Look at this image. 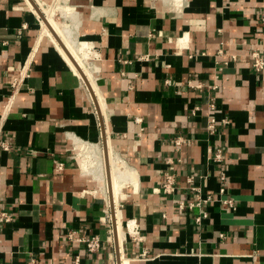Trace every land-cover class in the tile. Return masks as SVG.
<instances>
[{
  "label": "crops",
  "instance_id": "1",
  "mask_svg": "<svg viewBox=\"0 0 264 264\" xmlns=\"http://www.w3.org/2000/svg\"><path fill=\"white\" fill-rule=\"evenodd\" d=\"M60 1L88 43L94 91L29 0H0V264H264V70L251 64L264 58V0ZM75 139L131 170L115 199L82 170ZM167 157L174 194L159 189ZM200 194L210 200L179 211Z\"/></svg>",
  "mask_w": 264,
  "mask_h": 264
},
{
  "label": "bare ground",
  "instance_id": "2",
  "mask_svg": "<svg viewBox=\"0 0 264 264\" xmlns=\"http://www.w3.org/2000/svg\"><path fill=\"white\" fill-rule=\"evenodd\" d=\"M35 1L39 5L40 1ZM35 1L34 3L36 4ZM29 2L32 5L30 0ZM38 5L37 7L39 9L41 7L42 11L45 12V16L42 13L44 16L42 21V33L51 37L53 43L61 47V53L69 60L70 65L76 69L82 82L89 86L92 91L96 90V68L93 64H87L83 60V56L87 53L88 43L77 39L76 28L78 26V21L72 7L60 0H56L50 8L49 6L42 7V5H39V7ZM57 10L60 11V15L67 19L69 23L58 22L54 19V14ZM75 144L76 147L81 150L82 154L89 159L84 157L85 159L82 161V170L90 173L96 179L103 181L105 184L103 188L105 190L108 186H111L115 199L117 197V192L122 190L123 186H125L126 182L132 176V172L127 167V164L116 154L117 152L115 153L111 149L107 152V147L106 155L104 156L103 150L94 144L86 143L79 139H75ZM122 237V228L118 226V239L120 242L122 241ZM122 264H127L125 259Z\"/></svg>",
  "mask_w": 264,
  "mask_h": 264
},
{
  "label": "built area",
  "instance_id": "3",
  "mask_svg": "<svg viewBox=\"0 0 264 264\" xmlns=\"http://www.w3.org/2000/svg\"><path fill=\"white\" fill-rule=\"evenodd\" d=\"M260 24H261V28L264 31V11L261 13L260 15ZM251 57H252V66L257 70V71H261L264 70V58L262 57V55L257 52V51H253L251 53ZM27 63V61L25 62ZM24 63V64H25ZM22 65L19 69V75L18 77H16L15 81L13 82V86L17 84V82L21 79H23L26 76V65ZM164 82L166 83V85H170L172 83V81L169 78H165ZM195 87H200V84H196ZM215 87V85H214ZM210 107H214L213 103L209 104ZM224 123L227 122L225 119L223 120ZM216 122L217 120L215 119V117L211 116L207 119L206 121V129L208 130L209 134H215L217 133V128H216ZM188 139L185 138L184 136H178L175 137L172 141L173 143L176 145L177 148H179L182 144H184ZM9 145H7V143H2V147L4 149L8 148ZM212 160L214 162H220L222 160V153L220 149H216L214 152V156L212 157ZM166 163H167V167L165 169V171L163 172V178H162V182L161 185L159 187L160 191L162 193H166V194H174L175 191L177 190L178 184L175 178V170H174V161L171 157H167L166 158ZM64 164L63 162H57L56 163V168L58 170H61L63 168ZM192 177H189L188 180L190 181ZM193 189H196L195 187H193ZM226 189L225 187H220L219 188V193L220 196H222L223 201L229 205V207H232V199L229 197H224L223 195L225 194ZM198 200L196 202H190L188 204H185L183 202H179L178 204V209L179 211H182L184 208H188V209H192L194 206L199 205L201 202H208L210 200V195H198L197 196ZM206 217V211L202 210L198 213V215L195 217V221L197 223H201L202 219ZM10 216L8 214H6L5 212L0 213V220H3L4 222L9 221L10 220ZM221 237H224L223 234L220 235ZM84 246L89 250V251H96L99 247H100V242L99 239L96 236H93L91 238H87V239H82ZM75 261L77 263L78 258H75ZM35 260L33 258L30 259L29 264H34Z\"/></svg>",
  "mask_w": 264,
  "mask_h": 264
},
{
  "label": "rangeland",
  "instance_id": "4",
  "mask_svg": "<svg viewBox=\"0 0 264 264\" xmlns=\"http://www.w3.org/2000/svg\"><path fill=\"white\" fill-rule=\"evenodd\" d=\"M55 3V1L53 2V4ZM52 4V5H53ZM52 5H50V6H52ZM49 6V5H48ZM50 6H49V8H50ZM43 13V12H42ZM44 14V13H43ZM44 16H45V14H44ZM54 19L55 20H57L58 22H65V23H68V20L67 19H65V18H63L61 15H60V11L59 10H57L56 12H55V14H54ZM39 20H40V23H41V29H42V19L41 18H39ZM40 32H41V30H40ZM46 36V35H45ZM47 37H49V36H47ZM50 39H51V37H49ZM78 39V38H77ZM52 40V39H51ZM78 40H80V39H78ZM80 41H83V40H80ZM90 49H89V52L85 55V56H83L84 57V62L85 63H89V64H92V60H89L90 58ZM100 147V146H99ZM101 148V147H100ZM75 149H76V152H78L79 154H80V157L82 158V161L85 159L82 155H81V152H80V149L78 148V147H76L75 146ZM99 182H100V186H102V190H103V193H105L104 192V186H105V184H104V182L103 181H101V180H99ZM102 184V185H101Z\"/></svg>",
  "mask_w": 264,
  "mask_h": 264
},
{
  "label": "water",
  "instance_id": "5",
  "mask_svg": "<svg viewBox=\"0 0 264 264\" xmlns=\"http://www.w3.org/2000/svg\"><path fill=\"white\" fill-rule=\"evenodd\" d=\"M32 2V5L34 7V9L36 10V12L38 13L39 17L43 20L44 16L42 14V12L40 11V9L37 7V5L34 3L33 0H30ZM103 150H104V156L106 155V145H103Z\"/></svg>",
  "mask_w": 264,
  "mask_h": 264
}]
</instances>
